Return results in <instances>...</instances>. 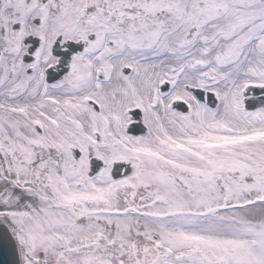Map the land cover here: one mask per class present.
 Returning a JSON list of instances; mask_svg holds the SVG:
<instances>
[{
    "label": "snow or ice",
    "instance_id": "6c2138e0",
    "mask_svg": "<svg viewBox=\"0 0 264 264\" xmlns=\"http://www.w3.org/2000/svg\"><path fill=\"white\" fill-rule=\"evenodd\" d=\"M0 264H264V0H0Z\"/></svg>",
    "mask_w": 264,
    "mask_h": 264
},
{
    "label": "water",
    "instance_id": "95a60500",
    "mask_svg": "<svg viewBox=\"0 0 264 264\" xmlns=\"http://www.w3.org/2000/svg\"><path fill=\"white\" fill-rule=\"evenodd\" d=\"M0 254L6 257V250L4 249L3 245H0Z\"/></svg>",
    "mask_w": 264,
    "mask_h": 264
}]
</instances>
